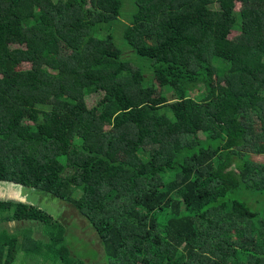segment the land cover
<instances>
[{
    "label": "trees",
    "instance_id": "obj_1",
    "mask_svg": "<svg viewBox=\"0 0 264 264\" xmlns=\"http://www.w3.org/2000/svg\"><path fill=\"white\" fill-rule=\"evenodd\" d=\"M125 2L0 0V264H264V0Z\"/></svg>",
    "mask_w": 264,
    "mask_h": 264
},
{
    "label": "rangeland",
    "instance_id": "obj_2",
    "mask_svg": "<svg viewBox=\"0 0 264 264\" xmlns=\"http://www.w3.org/2000/svg\"><path fill=\"white\" fill-rule=\"evenodd\" d=\"M131 1V0H130ZM124 2V9H125V0H123ZM127 3H129L127 1ZM240 8V5H238L237 9ZM123 9V11H124ZM237 35V33L233 32L231 34V39H233L235 36ZM122 40V33H121V38ZM119 43V47L123 48L124 45L122 44V42ZM131 53L132 56L136 59V64L140 65L146 62V60L140 58L139 56H137L129 47H126ZM126 59H128L130 62L132 60L131 55H128V57H126ZM133 61V60H132ZM134 62V61H133ZM132 63V65H136L135 63ZM137 66V65H136ZM94 101L89 102V104L92 106L93 104L96 103V100L93 99ZM255 159L258 160H263L262 156H255ZM8 188H12V191L10 192L11 195H7L4 192H2L0 194V199H17L16 197H14L13 195H17L16 191L17 188H15L12 185H9ZM62 205H64L66 208H64V212L62 214V222L63 224H66L67 226L69 225V230H68V234L69 239L71 240L72 245H75L76 248L78 249L77 251L79 253H86L88 254L86 257H84V259H86L88 262H92L95 264H105V261L103 260V256H102V248L101 246L98 244V242L93 243L92 239L95 238V234L94 231L92 230V228L88 225V221L80 216L79 211L70 203H66V201H62ZM50 210H53L52 208H50ZM54 214V213H53ZM2 225H4L5 227H9L10 230H12L13 228V223L11 225H9V222H3L1 223ZM15 226L17 227L18 224L15 223ZM36 231L40 232V235H42V231L41 228H37ZM74 233V234H73ZM86 239L87 241H85L84 239ZM95 250H98V255L96 254ZM96 254V256H95ZM39 262V259L35 258V264ZM31 263L28 259L26 260L23 253H19L17 256V260H16V264H29ZM34 264V263H33Z\"/></svg>",
    "mask_w": 264,
    "mask_h": 264
},
{
    "label": "flooded vegetation",
    "instance_id": "obj_3",
    "mask_svg": "<svg viewBox=\"0 0 264 264\" xmlns=\"http://www.w3.org/2000/svg\"><path fill=\"white\" fill-rule=\"evenodd\" d=\"M9 185H12V186H14L15 188L16 187H19V189L21 190V194L23 195V196H26L27 194H28V191L27 192H25L24 190H23V187H21V186H15V184L14 183H1L0 184V194L2 193V192H4L5 194H7V195H11V194H9L11 191H12V188H8V186Z\"/></svg>",
    "mask_w": 264,
    "mask_h": 264
},
{
    "label": "water",
    "instance_id": "obj_4",
    "mask_svg": "<svg viewBox=\"0 0 264 264\" xmlns=\"http://www.w3.org/2000/svg\"><path fill=\"white\" fill-rule=\"evenodd\" d=\"M14 196V195H13ZM15 197H18V195L17 196H15ZM19 199H21V200H23V201H25V197L23 196V197H21V196H19Z\"/></svg>",
    "mask_w": 264,
    "mask_h": 264
}]
</instances>
